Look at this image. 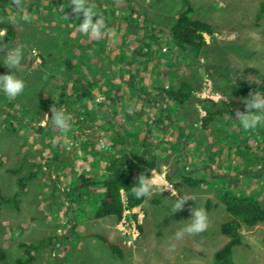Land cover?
I'll return each instance as SVG.
<instances>
[{"label": "rangeland", "instance_id": "374dc122", "mask_svg": "<svg viewBox=\"0 0 264 264\" xmlns=\"http://www.w3.org/2000/svg\"><path fill=\"white\" fill-rule=\"evenodd\" d=\"M188 1L190 16L215 30L200 53L177 49L168 34L184 0H90L115 33L100 40L77 31L83 15L73 14L70 0H40L30 11L29 0L26 11L0 6L16 29L5 44L24 46L20 69L7 68L0 52V75L26 84L15 99L0 90V195L14 197L18 179L33 173L18 203L0 202V264L22 258V244L39 245L31 264H212L228 218L215 190L264 198V124L245 131L234 112L237 86L256 77L247 70L264 76V0ZM183 83L191 88L184 104L161 100L162 90ZM63 91L57 109L72 116L67 132L51 120ZM150 97L158 108L140 101ZM207 110L217 114L203 129ZM143 140L160 153L152 195L120 219H95L102 188L78 189L79 177L100 183L107 157L143 151ZM182 172L202 183L188 188ZM169 185L195 201L173 213L177 195L160 191ZM196 207L207 211V229L176 241ZM241 234L235 264H264V223Z\"/></svg>", "mask_w": 264, "mask_h": 264}, {"label": "trees", "instance_id": "16d2710c", "mask_svg": "<svg viewBox=\"0 0 264 264\" xmlns=\"http://www.w3.org/2000/svg\"><path fill=\"white\" fill-rule=\"evenodd\" d=\"M23 1L26 0H22V3ZM29 1L30 6L28 9L30 11L31 7L37 6L40 0ZM0 6H4L11 10V12H15L18 9L13 3V0H0ZM191 12L192 8L189 1L184 0V9L178 12L176 19L168 29V34L177 49L200 53L207 46L204 35L212 37L215 30L209 23L192 18L190 16ZM2 30H6V35L0 38L3 43H7L16 37V29L9 15H0V31ZM66 64L68 69L72 70V64L69 61H66ZM247 72L256 75V77L241 82L237 86L235 96L238 104L234 107V112L237 110L244 112L246 110V105L243 101L249 97L250 93L259 91L264 94V76L258 74L254 69H249ZM64 92L65 91L61 92L58 102L54 103L56 108H59L60 103L64 102V100H62ZM161 93L163 94L161 100L167 99L171 100L174 104L181 105L190 99L191 88L187 83H183L178 88H167L162 90ZM84 95L86 94L84 93ZM151 98L154 97L145 98L140 101L145 102L146 107H155L156 105L154 102L156 101ZM45 103L46 102H41L39 108L41 109L43 107L44 109ZM156 108L158 107L156 106ZM225 109L227 110V107H225ZM152 113L154 114L153 111ZM215 114L217 113L207 110V115L203 119V129L209 126ZM42 119L43 115H41L40 120ZM155 119L153 124L156 126H159L161 121H163L162 117ZM9 126L12 127L11 123ZM141 146L144 147L143 151H128L115 157H107L106 176L100 183L94 182L86 175L79 177L80 185L78 189H90L96 185H100L102 188L101 196L97 201L93 213L95 219L107 217L120 219L125 211L140 206L146 199V197L136 198L131 192V187L137 183L138 177L142 173L148 179H151L153 172L158 169L160 153L158 147L149 146L144 140ZM32 178L33 173L26 178H19L17 181L18 192L12 198H6L0 195V202L18 203L20 194L26 189V182ZM181 181L191 189L197 188L202 183L200 179L191 178L184 173L181 175ZM74 190H77V188ZM215 197L223 206L228 218L219 228L220 234L226 238V241L214 252L212 264H235L233 250L242 243V227H253L264 223V198L258 200L250 195H238L229 188L216 189ZM97 238L101 240L117 258H122V253L117 245L110 243L102 236H97ZM21 246L24 248V256L16 259L15 264H31L34 260L31 249H36L39 245L33 246L32 248L27 244H22ZM3 259V252L0 251V260Z\"/></svg>", "mask_w": 264, "mask_h": 264}, {"label": "clouds", "instance_id": "9594fccd", "mask_svg": "<svg viewBox=\"0 0 264 264\" xmlns=\"http://www.w3.org/2000/svg\"><path fill=\"white\" fill-rule=\"evenodd\" d=\"M13 3L22 11H26L22 7V0H13ZM69 7L72 8L76 17L83 15V21L79 24L77 31L91 39L100 40L105 35H115L112 29L107 28L105 19L96 11V6L90 0H70ZM6 35V30L0 31V38ZM23 45L15 48H9L2 39H0V52H6L5 64L7 68H22L21 61L23 59ZM26 87L25 82L15 76L0 75V90H2L9 99H15L21 95ZM227 101V100H226ZM246 110L236 111V118L240 121L243 130H254L258 125L264 124V94L259 91L249 94V97L243 101ZM51 120L55 128L61 132H67L71 127L72 116L64 109H57L55 105L51 108ZM47 116V115H46ZM174 185H169L167 189H160L161 193L171 190L177 195V200L172 207V212L176 213L184 208L187 201H195V197L190 194L179 195L175 193ZM154 190V181L148 179L143 173L138 177L137 183L131 187V192L136 198L150 197ZM192 219L184 223V227L174 233L173 239L176 241L183 240L186 236H193L205 231L209 224L207 211L202 207L190 209ZM175 245L171 246L174 250Z\"/></svg>", "mask_w": 264, "mask_h": 264}, {"label": "crops", "instance_id": "0c3cea01", "mask_svg": "<svg viewBox=\"0 0 264 264\" xmlns=\"http://www.w3.org/2000/svg\"><path fill=\"white\" fill-rule=\"evenodd\" d=\"M103 43H104V42H103ZM125 58H128V57H125ZM142 74H144V73H140V76H142ZM183 132H184V131H183ZM180 136H185V133H181ZM102 219H104V218H102Z\"/></svg>", "mask_w": 264, "mask_h": 264}]
</instances>
